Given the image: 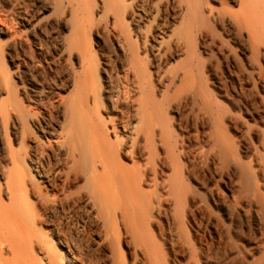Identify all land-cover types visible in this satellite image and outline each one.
Returning a JSON list of instances; mask_svg holds the SVG:
<instances>
[{
	"label": "bare ground",
	"instance_id": "bare-ground-1",
	"mask_svg": "<svg viewBox=\"0 0 264 264\" xmlns=\"http://www.w3.org/2000/svg\"><path fill=\"white\" fill-rule=\"evenodd\" d=\"M0 264H264V0H0Z\"/></svg>",
	"mask_w": 264,
	"mask_h": 264
}]
</instances>
